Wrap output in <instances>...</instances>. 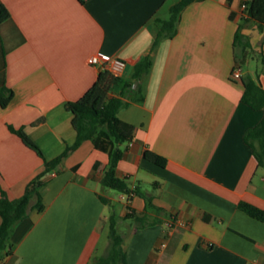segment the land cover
<instances>
[{
	"label": "crops",
	"instance_id": "crops-1",
	"mask_svg": "<svg viewBox=\"0 0 264 264\" xmlns=\"http://www.w3.org/2000/svg\"><path fill=\"white\" fill-rule=\"evenodd\" d=\"M178 1L0 0L11 13L0 24V93H13L0 103V185L17 198L35 177L45 181L44 210L31 209L15 226L0 264H94L113 199L123 203L114 209L127 232V264H264V219L239 206L264 210V164L245 140L264 110L242 99L243 77L264 87V28L255 20L244 24L261 66L245 65L235 78L246 0L192 1L177 33L153 49L156 20L168 19ZM96 53L125 62L113 94L133 81L144 95L119 110L131 138L121 144L117 174L146 196H115L102 183L110 141L86 139L46 171L45 160L77 140L66 103L83 96L105 67L89 63ZM148 54L152 66L136 79ZM11 126L24 127L44 157ZM146 149L166 164L147 159ZM135 216L152 223L136 227Z\"/></svg>",
	"mask_w": 264,
	"mask_h": 264
},
{
	"label": "trees",
	"instance_id": "trees-1",
	"mask_svg": "<svg viewBox=\"0 0 264 264\" xmlns=\"http://www.w3.org/2000/svg\"><path fill=\"white\" fill-rule=\"evenodd\" d=\"M194 0H180L171 6V16L168 19H157L156 25L159 27L158 36L153 44V49L158 45L164 37H171L178 31V23L181 19L183 9ZM246 16L243 17L239 23L235 37V58L236 61L243 66L246 65L250 56L251 43L249 37L243 33L242 28L248 21L255 20L264 28V0H246L245 3ZM11 15L10 10L3 3H0V24L9 18ZM237 46L242 47L238 51ZM153 58L151 54L145 55L141 58L136 66L135 78H141L147 73L152 66ZM120 76L115 75L110 69L104 67L100 70L98 78L93 86L79 99L68 101L66 108L73 114V124L77 130V140L73 145L58 157L52 160H45L46 171H51L56 168L63 158L72 150L79 147L86 139H96L97 144L101 142L112 143L110 149V163L102 179L104 186L115 189L124 194L131 195L138 193L146 196L139 185L131 186L127 178L121 177L117 174V165L122 158L124 150L121 144L131 138V134L127 131V126L122 122L118 113L119 110L129 103V99L140 101L144 99L143 93L140 89H134L133 81L124 83L121 92L116 95L113 94V88L120 86ZM245 90L242 99L256 109L264 110V87L258 78L251 75L243 77ZM132 92L135 94L132 96ZM138 93H140L138 95ZM12 90L8 95L0 93V103L6 106L12 98ZM11 129L18 133L24 142L35 149L41 156L44 157L41 148L29 137L24 127ZM245 140L254 148L259 162L264 164V117L254 127H251L246 135ZM144 155L147 159L164 166L166 158L161 154L146 149ZM45 184L42 176L35 177L28 185L25 193L17 198H10L3 188L2 196L0 197V214L2 222L0 224V248L10 252L13 246L11 242V235L15 226L28 216L33 208L38 211H43L45 204L43 202V195L40 188ZM104 201V199L102 197ZM148 207H154L153 203L148 201ZM239 206L247 211L249 214L264 219V210L259 207L242 201ZM131 213L125 218H129ZM124 218V219H125ZM135 221H139L136 225L145 226L151 224L146 216H135ZM121 217L115 212L111 211L109 218V246L108 252L94 257V264H127L126 256V237L127 232L121 226Z\"/></svg>",
	"mask_w": 264,
	"mask_h": 264
},
{
	"label": "built area",
	"instance_id": "built-area-1",
	"mask_svg": "<svg viewBox=\"0 0 264 264\" xmlns=\"http://www.w3.org/2000/svg\"><path fill=\"white\" fill-rule=\"evenodd\" d=\"M246 6L245 4L243 5ZM89 63L92 64H98V63H104L105 67L110 69L115 75H120L123 71L125 62L123 59L118 57H110L103 53H96L93 54L89 58ZM243 65L239 62L236 63L234 70H233V76L235 78H241L242 72H243Z\"/></svg>",
	"mask_w": 264,
	"mask_h": 264
},
{
	"label": "rangeland",
	"instance_id": "rangeland-1",
	"mask_svg": "<svg viewBox=\"0 0 264 264\" xmlns=\"http://www.w3.org/2000/svg\"><path fill=\"white\" fill-rule=\"evenodd\" d=\"M250 51H251V53H250L251 55L248 58V62L246 63V66H247V69H255L258 66H261V61H259L256 57H253L254 52H252V49H250ZM108 189L115 196L119 195V193H120L119 191H117L115 189H112V188H108ZM111 202H112V204H115L114 208H116L117 211H119L120 208L123 206V203L119 202L117 200L113 199ZM109 242H110L109 229L107 227V229L105 230L103 237L101 239L100 245H99V249H98V253H97L98 255L106 254L108 252ZM0 254H1V248H0Z\"/></svg>",
	"mask_w": 264,
	"mask_h": 264
}]
</instances>
